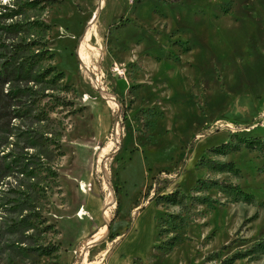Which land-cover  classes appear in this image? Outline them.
I'll use <instances>...</instances> for the list:
<instances>
[{"label":"rangeland","instance_id":"rangeland-1","mask_svg":"<svg viewBox=\"0 0 264 264\" xmlns=\"http://www.w3.org/2000/svg\"><path fill=\"white\" fill-rule=\"evenodd\" d=\"M36 29L67 86L0 77V264H264V0H0V69Z\"/></svg>","mask_w":264,"mask_h":264},{"label":"trees","instance_id":"trees-1","mask_svg":"<svg viewBox=\"0 0 264 264\" xmlns=\"http://www.w3.org/2000/svg\"><path fill=\"white\" fill-rule=\"evenodd\" d=\"M42 24L46 25V23L42 22ZM21 22H14L6 25V28L14 29L16 31H23V28ZM35 34L32 36H20L17 41H14L11 43L12 47V53L4 58L2 62V66L0 69V77L4 78L6 77V80L9 84V87L7 91H5V96L8 97H21L24 95L32 96V98L29 100L32 105L37 106L36 115L37 118L41 121L43 119H47L48 116V110L44 108V106L41 105V101L38 98L37 92L38 90L34 88L31 84H28L29 81H32L33 83H49L51 88L55 89H61V85L67 86V84L64 82V71L61 69H58L56 65L47 63L46 65H43L42 60L46 58H52L53 52L50 49V47L47 45L46 40L43 39L40 32L36 29ZM17 76L15 83L11 84L10 82V75ZM49 75V77H47ZM60 85V86H59ZM52 104L51 108L56 106H61L63 104H71L72 101L69 99H66L65 95L63 94H51ZM84 106H80L77 108L78 111H81ZM44 132H38L34 137H36L39 141L41 138H45L43 135ZM36 138H33L36 140ZM56 138L55 140H57ZM240 141L244 143L246 146L249 147H255V146H264V138L261 136H250L245 137L241 136ZM37 145V142H31L30 146L35 147ZM224 146H226V143H222L219 145L213 146L211 149L215 152L221 153L224 151ZM221 167H230L234 168V162L233 160H228L226 162L221 163ZM54 175H56V172H53ZM212 183L220 186L223 189L233 190L237 192L238 194L243 195L244 197H249L250 194L247 192H244L238 184H234L231 182H225L221 180L213 179ZM177 192L178 190H172L171 192L165 193V194H158L156 197L158 199L174 202L177 199ZM39 197L31 194L26 193V197L23 198L24 200H27L28 202L33 201L34 199H37ZM198 199L200 201H209L212 202L209 195L204 196H198ZM33 211L35 212L34 215H41V211L39 206H33ZM26 209V208H25ZM29 212L23 214L19 220L15 221L14 225L16 228L26 229L31 227V220ZM32 216V215H31ZM32 249L38 251L41 254H51L59 249V244L55 242H48L43 245H38L33 247ZM249 250L251 252L254 251H263L264 252V236L258 238L257 240H254L250 246ZM229 260L230 258H224L223 262L225 260Z\"/></svg>","mask_w":264,"mask_h":264},{"label":"crops","instance_id":"crops-1","mask_svg":"<svg viewBox=\"0 0 264 264\" xmlns=\"http://www.w3.org/2000/svg\"><path fill=\"white\" fill-rule=\"evenodd\" d=\"M82 45H83V47H85V48H88V47H90L89 45H88V43L87 42H85L84 40H82ZM86 67H88L87 65H86ZM87 71H88V73H89V78H92L93 77V69L91 70V69H86ZM109 105L111 104V102L109 101V102H107ZM88 185H89V188L90 189H92L93 188V186L91 185V184H88V182H87V184L85 185V187L87 186L88 187ZM81 188H82V186H81ZM96 196L97 197H99V194L97 193L96 194ZM109 198H111V199H115L116 198V194H114V191L113 190H110L109 191ZM114 219V217H112L111 218V220H113ZM111 223V222H110ZM117 237V236H116ZM110 248H112V247H110ZM109 248V249H110ZM105 262V261H104ZM103 264V263H102Z\"/></svg>","mask_w":264,"mask_h":264},{"label":"bare ground","instance_id":"bare-ground-1","mask_svg":"<svg viewBox=\"0 0 264 264\" xmlns=\"http://www.w3.org/2000/svg\"><path fill=\"white\" fill-rule=\"evenodd\" d=\"M117 104V103H116Z\"/></svg>","mask_w":264,"mask_h":264}]
</instances>
